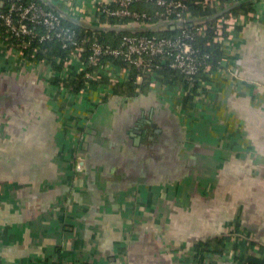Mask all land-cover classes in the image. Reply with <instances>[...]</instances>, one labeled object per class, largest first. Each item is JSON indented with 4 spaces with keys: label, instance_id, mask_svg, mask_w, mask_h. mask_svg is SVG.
Here are the masks:
<instances>
[{
    "label": "crops",
    "instance_id": "0c3cea01",
    "mask_svg": "<svg viewBox=\"0 0 264 264\" xmlns=\"http://www.w3.org/2000/svg\"><path fill=\"white\" fill-rule=\"evenodd\" d=\"M214 10L225 62L184 94L72 99L0 41V264H191L219 235L239 264L264 243V0Z\"/></svg>",
    "mask_w": 264,
    "mask_h": 264
},
{
    "label": "built area",
    "instance_id": "2783aa9c",
    "mask_svg": "<svg viewBox=\"0 0 264 264\" xmlns=\"http://www.w3.org/2000/svg\"><path fill=\"white\" fill-rule=\"evenodd\" d=\"M51 1L59 7L60 1L64 2L65 6L60 7L62 10L79 20L96 25L109 24L110 17L118 20L115 25L122 24L123 19L130 20L126 25L182 21L181 24L172 23L169 26L151 30L156 33L141 31L126 33L122 35L118 45L112 46L99 40L95 32L80 40L76 30L65 24V18L42 0H0V23L23 45L8 47V50L13 56L21 59L23 64L35 63L36 66L42 64L44 68H47L44 60L29 62L24 56L23 49L31 46L32 41L36 39L58 40L62 48L70 51L63 60L57 59V62L62 61L60 69L53 70L48 66L51 74L61 79L57 88L69 98L85 99L91 96L95 90L90 86L91 81L100 80L104 76L107 79L105 83L102 82L99 85V91L102 97L112 95L115 86L122 85L130 79L132 70L136 71L137 91L142 85L148 84L154 90H159L161 94H166V88L174 89V84L161 71L163 68L178 70L190 84L196 81L202 83L201 71L204 70L207 74L212 70L210 53L202 52L196 46L197 36L208 30L209 24L195 19L184 0H91L90 8H87L86 0H83L76 8L72 0ZM142 1L154 4L158 8L149 12L133 6L135 2ZM230 15H235L230 16V19L236 18V14ZM192 20L193 22H190ZM230 25L232 22H229L227 17L218 18L212 25L213 42L219 43L224 52L226 33L230 30ZM83 27L87 30H95ZM169 27L178 28V34L169 36L157 33ZM224 62L223 55L220 67ZM81 72L85 73L87 84L79 93H72L65 88V81L75 79ZM182 89L184 94L186 90ZM77 168L80 171L83 169L80 164ZM222 256L216 257V264ZM191 264H193L192 259Z\"/></svg>",
    "mask_w": 264,
    "mask_h": 264
},
{
    "label": "trees",
    "instance_id": "16d2710c",
    "mask_svg": "<svg viewBox=\"0 0 264 264\" xmlns=\"http://www.w3.org/2000/svg\"><path fill=\"white\" fill-rule=\"evenodd\" d=\"M189 9L192 11L193 16L197 20H201L209 24V29L206 30L203 34L197 36V47L202 52H208L211 55L210 64L212 70H216L220 67V60L224 55V51L219 43L213 42V26L217 17H214V9L215 6L218 4H226L229 0H209L208 2H204L205 0H184ZM251 1L245 2L244 4L240 5L239 9H246L249 10L252 8ZM134 7L139 10H147L149 12H153V10L157 9L158 7L154 4H147L145 2H135ZM237 10L230 9L225 12L223 16H226L231 13H235ZM205 17V18H204ZM207 18V19H206ZM118 20L114 17H110L109 23L110 25L117 24ZM122 26H126L129 23V19L122 20ZM64 22L67 26L71 27L73 30H76L78 33L79 39H83L87 35H91L92 32H95L96 37L99 38L102 42L116 46L120 43V39L122 35L129 33L130 31H115V30H87L82 25L71 21L69 19H64ZM190 22H193L190 21ZM87 30V31H86ZM178 28L171 29L166 28L163 31H158V34L163 35H177ZM143 33H156L154 31H141ZM93 34V33H92ZM0 41L7 47H17L18 45L23 46L20 41L15 39L11 34L7 31L6 27L0 23ZM23 49V47H21ZM37 48V49H35ZM24 56L31 61H45L47 66L51 69H60L62 66V61L57 62L58 58L63 60L67 55H69V50L62 48L61 43L58 40L54 41H40L38 39L32 41V45L28 48H24ZM118 61V60H115ZM118 63H120L118 61ZM165 77L170 80L173 84L180 85L184 89H190L192 92H195L199 87V81H196L194 84H190L186 77L180 73L178 70L163 68L161 70ZM205 71L202 70L200 74L204 75ZM204 73V74H203ZM135 75L136 71L132 70V74L130 79L123 83L122 85H117L114 87V93H126L132 92L136 89L137 84L135 83ZM201 76V75H200ZM106 77L104 76L100 80H92L90 86L92 89H96L99 85L103 82H106ZM61 79L59 76L52 75V85L54 87H58ZM87 84L85 73L81 72L75 79L66 80L65 81V88L69 89L72 93H79L82 88L85 87ZM148 84L144 85L146 87ZM189 99L185 98L184 102L187 103ZM228 248V237L225 235H219L212 238H209L207 241L198 242L196 246L192 249L191 259L193 264H216L215 259L218 256H222ZM247 251L249 252L244 257L236 256L234 260H236L239 264H264V243L255 242V241H248Z\"/></svg>",
    "mask_w": 264,
    "mask_h": 264
},
{
    "label": "water",
    "instance_id": "95a60500",
    "mask_svg": "<svg viewBox=\"0 0 264 264\" xmlns=\"http://www.w3.org/2000/svg\"><path fill=\"white\" fill-rule=\"evenodd\" d=\"M42 1L45 2L46 4H48L52 9L57 11L59 14H61L66 19L74 21V22H76V23H78L79 25H82V26H86V27H89V28L97 29V30H103V31H107V30H115V31H123V30L127 31L128 30L130 32L151 31V30L160 29L163 26H169L172 23L173 24L174 23L175 24H181L182 23V21H179V22H159V23L152 24V25H137V24H129V25H126V26H122V25H105V26L104 25H96V24H91V23H88L86 21L79 20V19L73 17L68 12L62 10L59 6H57L51 0H42ZM229 9L230 8L227 7L223 11H226V10H229ZM138 133H140V132L138 131ZM80 165L84 166V162L80 161Z\"/></svg>",
    "mask_w": 264,
    "mask_h": 264
},
{
    "label": "rangeland",
    "instance_id": "374dc122",
    "mask_svg": "<svg viewBox=\"0 0 264 264\" xmlns=\"http://www.w3.org/2000/svg\"><path fill=\"white\" fill-rule=\"evenodd\" d=\"M52 76V75H51Z\"/></svg>",
    "mask_w": 264,
    "mask_h": 264
}]
</instances>
